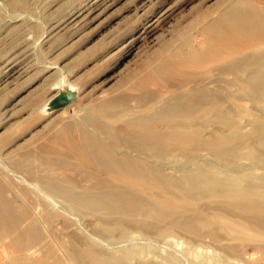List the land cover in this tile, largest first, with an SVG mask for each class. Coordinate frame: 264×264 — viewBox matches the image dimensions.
<instances>
[{
	"label": "rangeland",
	"instance_id": "obj_1",
	"mask_svg": "<svg viewBox=\"0 0 264 264\" xmlns=\"http://www.w3.org/2000/svg\"><path fill=\"white\" fill-rule=\"evenodd\" d=\"M263 3L0 0V224L3 202L41 222L10 254L264 264V21L218 39ZM217 104L225 118L200 119Z\"/></svg>",
	"mask_w": 264,
	"mask_h": 264
},
{
	"label": "bare ground",
	"instance_id": "obj_2",
	"mask_svg": "<svg viewBox=\"0 0 264 264\" xmlns=\"http://www.w3.org/2000/svg\"><path fill=\"white\" fill-rule=\"evenodd\" d=\"M262 2H263V0H262ZM99 3V2H98ZM251 4V3H250ZM264 4V3H263ZM248 5V4H247ZM85 6V5H84ZM251 6H252V4H251ZM261 6H263V5H261ZM255 6H253V8H254ZM251 8V7H250ZM262 8V7H261ZM260 10V9H259ZM230 13H232V12H230ZM229 13V14H230ZM234 14V13H233ZM232 14V15H233ZM228 21V20H227ZM262 21H264V10H262L259 14H257V12L255 13H251L250 12V17H247V16H240V15H234L233 16V18H232V28H230V27H228L227 29H225V31H223V32H221V34H219V41L220 42H223L224 44L225 43H227V41H229V39H230V36L229 35H231L234 31H238V32H242V33H248V32H250L253 28H252V24L254 23V22H256V23H261ZM154 23V22H153ZM155 23H158V22H155ZM154 23V24H155ZM154 24H148V26H147V24H146V26H147V28H151L150 30H152V26L154 25ZM218 30V29H217ZM255 30V29H254ZM145 31V30H144ZM143 34V33H142ZM217 38V37H216ZM212 38H210L209 39V41L211 40ZM206 41H208V40H206ZM214 41V40H213ZM204 43V42H203ZM208 43V42H207ZM207 43H205V44H207ZM217 43H218V40L216 41H214V43H213V45H215L214 46V48L218 51V53L217 54H220V50H225L226 48H223V47H221V46H218L217 45ZM205 44H204V48H205ZM210 44V43H209ZM210 46H211V44H210ZM206 47H207V45H206ZM210 48V47H209ZM207 50H209L208 48H207ZM196 51V50H195ZM203 52H205V50L203 49ZM203 52H202V55H200V56H203ZM215 52V51H214ZM214 52H212V53H214ZM189 53H191V52H189ZM189 53H187L186 54V57H188L189 55ZM195 53V52H194ZM197 53H199V52H196V54ZM216 53V52H215ZM206 54V53H205ZM15 55H17V54H15ZM14 55V56H15ZM167 55V54H166ZM165 55V56H166ZM178 55V54H177ZM191 56H193L194 58L195 57H197L195 54H193V53H191L190 54V57ZM211 56V55H210ZM178 57V59H179V56H176V58ZM185 57V58H186ZM190 57H188L187 58V60L190 58ZM223 57V56H222ZM12 58V57H11ZM167 58V57H166ZM170 58V57H169ZM171 58H174V57H171ZM170 58V59H171ZM198 58V57H197ZM196 58V59H197ZM10 59V58H9ZM177 59V60H178ZM164 60H166V59H164ZM176 60V61H177ZM9 61V60H8ZM21 61V60H20ZM167 61H169V60H167ZM166 61V62H167ZM172 61H175V60H172ZM190 61V60H189ZM165 62V61H164ZM170 62V61H169ZM186 62H188V61H186ZM15 63V62H14ZM159 63V62H158ZM189 63V62H188ZM159 64H162V66H163V68H161V70H160V67H161V65H156V67L158 66H160L159 68H157V69H155L154 68V71H153V76H154V79H153V81H156V79H158V80H160L161 81V79H163L162 78V75L163 74H166L167 72H166V68H167V70H168V66L166 67L165 66V63L163 64V62L161 63H159ZM169 64H171V63H169ZM196 64V63H195ZM10 65V64H9ZM172 65V64H171ZM171 68V67H170ZM152 69H153V67H152ZM173 69V68H172ZM172 69H171V71H172ZM13 71V70H12ZM174 71V70H173ZM8 72V71H7ZM10 74V73H9ZM12 74V73H11ZM151 74V73H150ZM173 74V73H172ZM166 75H168V74H166ZM171 76V75H170ZM151 77V76H150ZM149 77V78H150ZM165 77V76H164ZM169 77V76H168ZM152 78V77H151ZM151 78H150V80H151ZM171 78V77H170ZM164 81H167V79L166 80H164ZM237 84L239 83L238 81H235ZM159 83H161V82H159ZM164 83V82H163ZM166 84L168 83V81L167 82H165ZM165 83H164V85H165ZM235 83V84H236ZM203 94V93H202ZM237 92H234V93H232L231 94V97L234 99H236V97H237ZM57 96V95H56ZM204 97V95H200V94H198V93H194V95L193 96H191L190 97V99H188V101L187 102H184L185 104L183 105V106H187V108H189V107H193V109L196 107V106H198L200 103H202L203 101H204V99H205V101L207 100L206 98H203ZM238 98V97H237ZM234 99V100H235ZM119 100V99H118ZM120 101V100H119ZM134 102V101H133ZM123 103V102H122ZM129 104V103H128ZM202 104H204V103H202ZM101 105V104H100ZM103 105V104H102ZM106 105V104H105ZM104 105V106H105ZM132 105V104H131ZM99 107H102V106H99ZM201 107V106H200ZM186 108V107H185ZM197 108V107H196ZM191 109V108H190ZM189 109V110H190ZM188 110V109H187ZM187 110H184V111H187ZM188 110V111H189ZM192 110V109H191ZM190 112V111H189ZM200 112H203L202 113V115H200L201 116V118L200 119H202V120H211V119H223V118H225V111H222V109H221V106L220 105H216V106H210V107H208V108H206V109H204V110H201ZM136 124V123H135ZM178 128V129H177ZM177 128H171V129H169L168 131H167V133H165V131H161V130H157V128H156V130H154L153 129V135H155L156 137H159V138H161V137H172L175 133V136H177V134H181L182 132H178V131H182L181 129H180V127H177ZM106 130V129H105ZM178 132V133H177ZM66 133V132H65ZM88 134V133H87ZM84 135V134H83ZM121 135V134H120ZM124 135V134H123ZM97 141V140H96ZM80 146V145H79ZM80 148V147H79ZM129 150V149H128ZM124 152V151H123ZM92 156H93V158L95 157L94 155H93V153L90 151L89 152ZM89 155V154H88ZM96 158V160H97V162L99 161V159L98 158H100L99 157V153H97V156L95 157ZM95 160V159H94ZM125 160V159H124ZM100 165V164H99ZM126 165V164H125ZM100 166H98V168H99ZM114 167H118V164L116 163L115 164V166ZM109 170V169H108ZM110 171V170H109ZM127 172V171H126ZM144 174V173H143ZM127 181V180H126ZM188 183V185L190 184L189 183V181L187 182ZM193 183H194V181H193ZM197 185V184H196ZM2 188V187H1ZM2 191H4L3 190V188H2ZM110 193H120V192H118V191H112V192H110ZM1 196V195H0ZM3 196V195H2ZM1 200V199H0ZM2 200H3V198H2ZM3 201H6V200H3ZM73 201L74 202H77V200H74L73 199ZM12 202V201H11ZM9 203V202H8ZM14 204V203H13ZM12 204V205H13ZM1 205V204H0ZM2 205H4V207H3V211H5V212H3V220H2V222H1V224H0V236H5L7 239H8V241L2 246V249L0 250V260L1 259H3V258H9L8 259V262H7V259L5 258V260H6V262L8 263V264H41L42 262V260L40 261V263L39 262H36L34 259H33V255H34V250L32 251L31 249H28L27 248V250L25 251V252H19V253H15V254H13V255H11L10 254V251L11 252H13V250L12 249H14L13 247H15L16 245H18V244H20L23 240H25L26 238H29V237H31V236H35V237H37V235H38V233H39V227H41L40 226V224H41V222H40V220H39V218H37L36 217V213L34 214L35 216H33V213H32V215H31V213H29V212H31L32 210H30V207L28 206V205H26V208H27V206H28V208H27V210H30L29 212L28 211H26V210H24L23 212L21 211L20 212V210H23L22 208L20 209V210H17V212L19 211L20 213H22V215H20V217H18V215H16L15 213H13L12 211H11V209H10V207H9V204L7 205L6 204V202H3L2 203ZM25 206V205H24ZM22 207V206H21ZM17 209V208H16ZM60 210V209H59ZM48 212V211H47ZM6 213V214H5ZM49 213V212H48ZM17 214H19V213H17ZM42 214H46V212L44 213V212H42ZM50 214V213H49ZM51 214H53V213H51ZM47 215V214H46ZM55 215V214H54ZM49 216L50 215H48V218H49ZM52 216V215H51ZM39 217H41L40 215H39ZM57 217V216H56ZM43 218V217H42ZM42 221H46V219H42ZM48 222V221H47ZM50 222V221H49ZM22 223H23V225H22ZM43 223V222H42ZM46 225V224H45ZM49 226V225H48ZM43 227V226H42ZM47 228V227H46ZM40 235V234H39ZM40 236H38V238H39ZM5 241H6V239H4ZM3 243V242H2ZM21 247V246H20ZM33 248V247H32ZM38 249V248H37ZM40 250V249H39ZM42 259V258H41ZM4 260V259H3ZM1 262H3V261H1ZM6 262L4 263V264H6ZM45 264V263H44Z\"/></svg>",
	"mask_w": 264,
	"mask_h": 264
}]
</instances>
